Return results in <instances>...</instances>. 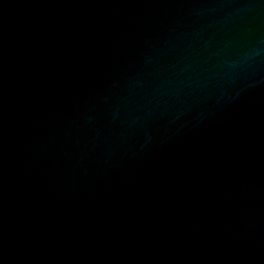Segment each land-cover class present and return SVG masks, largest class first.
I'll use <instances>...</instances> for the list:
<instances>
[{
	"label": "water",
	"instance_id": "water-1",
	"mask_svg": "<svg viewBox=\"0 0 264 264\" xmlns=\"http://www.w3.org/2000/svg\"><path fill=\"white\" fill-rule=\"evenodd\" d=\"M0 264H264V0H0Z\"/></svg>",
	"mask_w": 264,
	"mask_h": 264
}]
</instances>
